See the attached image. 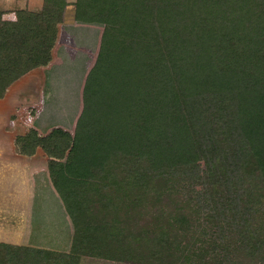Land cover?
Instances as JSON below:
<instances>
[{"label": "trees", "instance_id": "16d2710c", "mask_svg": "<svg viewBox=\"0 0 264 264\" xmlns=\"http://www.w3.org/2000/svg\"><path fill=\"white\" fill-rule=\"evenodd\" d=\"M66 3L44 0L13 19L0 9V97L50 59ZM76 15L105 27L75 131L32 127L16 140L27 155H48L73 254L264 264V0H77ZM110 156L126 162L114 180L119 200L108 192L91 207L89 176ZM244 158L260 169L262 188H252L261 180L248 177ZM150 193L163 201L151 222L124 224L123 208ZM10 249L15 264H24L15 254L43 251Z\"/></svg>", "mask_w": 264, "mask_h": 264}, {"label": "rangeland", "instance_id": "374dc122", "mask_svg": "<svg viewBox=\"0 0 264 264\" xmlns=\"http://www.w3.org/2000/svg\"><path fill=\"white\" fill-rule=\"evenodd\" d=\"M66 2V7L64 9L65 12L63 15L64 20L62 21L65 22L63 24H61L62 22L59 23V33L57 38V42L59 41L58 43L61 45H59L58 48H55L54 46L50 59L47 62H44L43 65H38L37 67L27 72L25 75L19 77L12 85L10 91L7 92L5 96L0 97V120H8L6 127L3 124L0 125V132L2 133V136L0 135V140L2 139L1 141L8 143V145H10L9 141H12V136L17 140L18 136L28 133L30 128L32 127H38L37 129L41 131V134H45L47 132L45 130V128L47 127V130L49 129V132L54 128L63 127L61 118L57 116L62 110L60 112L56 110L59 114L57 113L54 117L51 114V111L49 112L48 98H45V93L43 92L46 90H48L49 92V87H51L53 75L55 73L59 75L62 74V71L59 68H71L72 65L77 66V68H83V71L85 73L82 74V77L79 79L81 84V87H79V91L81 94L80 96L81 99L83 98L82 89L84 87L86 72H89V70H91L97 60L99 53L98 50L101 44V38L105 26L101 21H98L99 23L92 20L88 21L84 17L77 16V0H66ZM43 4L44 0H0V9H4L7 11L3 14V17L11 18L15 17V11H17L18 9L27 8L34 11H39L43 7ZM68 23L69 26L67 25ZM86 42L87 46L85 47ZM66 73L69 74V72ZM108 81L109 80H104L103 83L106 84ZM56 84L57 81L55 82V85ZM78 103L79 98L76 94L74 107ZM73 108H71V113L75 112V108ZM9 116L10 118H8ZM30 118H32V120ZM11 122H13L15 125H13ZM8 124L10 125L8 126ZM66 125L72 128L69 129V131L74 132L77 124L74 126L73 123ZM3 129L11 131L9 137L8 132H2ZM3 133L6 136H4ZM221 136L223 137V134H221ZM216 137L218 138V136ZM143 154L144 155H142L141 159H139V157L137 156V160H144V158L147 157L148 153L144 151ZM111 156L110 161L107 159L104 162V170H102L98 174L89 176L90 184L87 188L86 201L87 204L91 207H97L99 206V204L103 203L105 201L104 197L106 195L108 196V192L110 193V198H112L114 201L119 200V197H117L118 194L114 192L117 191L115 190L116 187H114V180L122 177V175L124 174L123 169L125 168L123 165H126V162L122 160L120 163L118 162L117 164H114L113 161H111ZM200 162L201 166L205 168V160L202 159ZM244 167L248 169V177L251 178V176L256 175L255 178H253V181L255 183L259 182L258 180H261V182L257 184V187L254 184L252 188L256 189L261 187V184L263 182V178H261L262 173L260 169H257V167L255 166L254 160L245 159ZM168 194H172V196H174L175 190L169 191ZM161 195L163 198V194ZM150 196L151 193L149 197ZM180 196L182 197L183 194ZM159 200L161 199L157 197H150L149 200L147 199L145 201L146 204L144 205H138L137 207H135L132 204L130 208H128V205L125 206V208L123 209L126 210L127 215L122 218L125 219L124 224H127L128 226H130L131 224L136 225V220H138V218H140L141 216H143V220L141 221H143L144 223H146V221L151 222V215L149 213L151 211L153 212L154 209H157V206H163V201ZM131 202L132 201L127 203H129L130 205ZM61 204L62 201L60 199L55 201L54 208L57 210L61 206ZM97 217L98 219H100V214ZM58 225L59 226L56 225L55 230L57 242L55 249H43V251H41L42 253L36 255L34 254L35 258H31L30 260H26V257H28L29 255L26 256L25 253L23 255L20 253L15 254L18 256V259H20L19 262L23 261L24 264H145L130 259H101L88 254L75 255L73 254L71 246H69V244L66 245L70 238L72 239L73 227L71 226L70 229V226L67 224V222L66 225ZM69 243L70 245H72L71 240ZM130 251H133V253L136 254V250ZM12 255L14 254L9 247L0 244V264H15V261L11 258Z\"/></svg>", "mask_w": 264, "mask_h": 264}, {"label": "crops", "instance_id": "0c3cea01", "mask_svg": "<svg viewBox=\"0 0 264 264\" xmlns=\"http://www.w3.org/2000/svg\"><path fill=\"white\" fill-rule=\"evenodd\" d=\"M13 18L15 17H11V19ZM86 20L91 21L89 19ZM92 21L98 22L96 20ZM67 25L69 26V23ZM58 42H56L55 48L61 45ZM86 46L87 42L85 43ZM59 69L62 71V74L55 73L53 75L49 92L48 90L43 91V89L42 91L45 93V98H48L49 112L51 111V114L55 117L58 113L56 110L59 112L62 110L57 116L62 120V128L69 130L72 128L66 124L73 123V126L76 125L83 110L84 102L80 96L79 87H81V84L79 79L85 72L82 67L77 68L74 65L71 68L61 67ZM66 72H69V74ZM88 73L86 72V76L84 75V86ZM56 81L57 84L55 85ZM82 90H84V87ZM76 94L79 98V106L77 104L74 107ZM73 107L75 108V112L71 113V108ZM30 119L32 120V118ZM7 122L8 120L1 119L0 125L3 124L6 127ZM11 123L15 125L13 122ZM47 128L45 130L49 132ZM2 132H8V137L11 133V131L5 129ZM0 135L2 136L1 132ZM4 136L6 135L4 134ZM1 140L0 244L6 245L9 248L55 249L57 244L55 235L56 225H66L67 222L70 226V219L67 217L63 204L57 210L54 208L55 201L59 200V198L51 184L48 172L47 163L49 157L40 148L32 155L21 152L16 138L13 136L12 141H9L10 145ZM70 240L66 245L69 244L70 246Z\"/></svg>", "mask_w": 264, "mask_h": 264}]
</instances>
